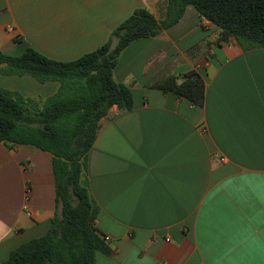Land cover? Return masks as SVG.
<instances>
[{
	"label": "crops",
	"instance_id": "0c3cea01",
	"mask_svg": "<svg viewBox=\"0 0 264 264\" xmlns=\"http://www.w3.org/2000/svg\"><path fill=\"white\" fill-rule=\"evenodd\" d=\"M140 8L161 19L166 0H0V51L73 61ZM191 70L206 82L203 107L149 86ZM114 79L134 108L114 106L89 152L96 227L112 248L96 264H264V48L222 42L189 5L175 26L127 47ZM59 87L0 73V88L26 98ZM56 211L53 156L0 142V264L44 236Z\"/></svg>",
	"mask_w": 264,
	"mask_h": 264
},
{
	"label": "trees",
	"instance_id": "16d2710c",
	"mask_svg": "<svg viewBox=\"0 0 264 264\" xmlns=\"http://www.w3.org/2000/svg\"><path fill=\"white\" fill-rule=\"evenodd\" d=\"M189 5L221 30L222 42L234 38L246 51L264 48V0H166L161 19L137 9L104 45L73 61L53 60L31 47L20 56L0 51V73L60 83L58 92L45 99L0 88V142L9 148L33 146L53 156L57 206L48 232L13 250L1 264H96L99 253H112L96 227L100 208L87 170L101 121L114 106L123 112L134 108L132 90L114 79V70L127 47L175 26ZM149 86L198 107L205 104L206 82L197 70L167 75Z\"/></svg>",
	"mask_w": 264,
	"mask_h": 264
},
{
	"label": "built area",
	"instance_id": "2783aa9c",
	"mask_svg": "<svg viewBox=\"0 0 264 264\" xmlns=\"http://www.w3.org/2000/svg\"><path fill=\"white\" fill-rule=\"evenodd\" d=\"M103 238L105 240V242L109 243V241L111 240V238L109 236L103 235Z\"/></svg>",
	"mask_w": 264,
	"mask_h": 264
}]
</instances>
